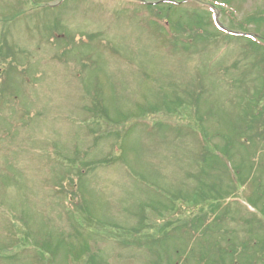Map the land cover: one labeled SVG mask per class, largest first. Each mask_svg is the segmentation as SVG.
<instances>
[{
    "label": "rangeland",
    "instance_id": "1",
    "mask_svg": "<svg viewBox=\"0 0 264 264\" xmlns=\"http://www.w3.org/2000/svg\"><path fill=\"white\" fill-rule=\"evenodd\" d=\"M24 1L28 6L0 0V42L10 65L0 57V254L6 257L0 264H39L37 244L58 247L54 264H205L198 257L216 260L217 247L228 244L225 264L231 252L239 264H264V139L255 140L264 125L249 134L252 123L241 122L240 131L234 122L244 116L241 95L254 94L251 85L264 90V65L247 51L243 57L235 42L218 49L201 43L192 53L167 50L147 24H138L151 20L139 1ZM232 4L238 20L264 9V0ZM213 5L197 0L182 7L208 16ZM215 14L218 24L231 20ZM192 17L175 19L178 31L195 32ZM91 99L102 101L113 131L86 123ZM179 100L184 106L174 112ZM255 107L264 110V98ZM196 127L210 142L198 156L202 177L194 162L202 137ZM225 138L241 144L230 157L216 153ZM213 160L219 177L208 170ZM102 161L108 163L96 166ZM212 178L225 181L214 200L224 209L207 221L208 237L185 245L178 234H164L149 249L138 244L154 212L184 214L181 223L189 224L197 206H208ZM163 190L169 200L190 202L167 204ZM222 212L228 217L217 226Z\"/></svg>",
    "mask_w": 264,
    "mask_h": 264
},
{
    "label": "trees",
    "instance_id": "2",
    "mask_svg": "<svg viewBox=\"0 0 264 264\" xmlns=\"http://www.w3.org/2000/svg\"><path fill=\"white\" fill-rule=\"evenodd\" d=\"M134 1H139V0H134ZM142 1L145 2L146 0H142ZM173 2L174 0L172 1L171 0H157V1L151 0L149 4L147 5L142 2H141L142 3L141 6L136 4L139 7H143L145 11L147 12V15L150 16L151 18L150 21L142 18L138 24H141V23L147 24L148 27L150 28L149 33H151L152 37L156 38L155 39L156 41H159L160 45H165V44L171 45V43H174L175 44L174 49L176 48L179 50H186L188 49L187 46L189 44L192 45V43L194 46H198V47L199 45H201V43L203 46H206L207 44H211L212 46L215 47V46H219L218 45L219 43L229 44L231 42H235V43H239L238 45L242 47L243 57H246L247 55L246 51H247L250 56H253V58L256 60L258 64L262 63L264 65V51H263L261 44H259L258 42L260 39L264 41V38H263L264 32H260L259 30V28L261 27L264 28V9L257 13L253 12L251 14H248L246 17L242 18L241 20H238L236 18L237 16L236 14L239 12V10L235 5L232 4V0H213L214 2L213 8L217 9L218 13H220L221 15H227V16L228 14L230 15L229 18H231V20L229 21L227 25L229 27L225 26L224 23L222 22L220 23V25H223L227 29L229 34L222 33L219 30V28L216 27V24L214 23V20L212 19V16L210 15V13H208V16H206V13L197 15V14H189L187 11L181 10L180 14L183 13L182 14L183 17L188 16L190 17L189 19H195L192 17L194 15L197 18L196 23L194 25L195 32L186 33L187 32L186 30L184 32L178 31L179 21L178 20L174 21L175 19H179L182 21L181 18L183 17L176 15L177 10L180 9L179 5H181V3L177 4ZM230 6H232L233 8L230 9L229 8ZM140 13L143 14L142 12ZM173 16H176V18H173L171 20V17ZM0 44L2 45V46L0 45V57L2 56L5 57V55L2 54V51L4 49L3 48L4 43L0 42ZM258 77L261 78L259 74H258ZM86 100L88 101V98H86ZM101 104H102V101L100 102L98 99H93V100L91 99L90 107H88V110H87L89 111L91 116H89L90 119L86 120V123L89 124V122H91V125H95V124L99 125L100 122H103L105 130L108 132H111L113 131V127L109 125L108 123L109 118L107 117L106 109L104 108V105H101ZM152 112L153 111L149 109L148 111H144L141 114H143V116L146 117L147 115L150 116ZM115 129H119L121 131V134L123 133V130L121 128L118 127ZM118 135L119 134L117 132L116 136ZM119 139H121V135ZM119 147L121 150L122 145L119 146V142H118V145H117L118 150H119ZM107 163H108L107 161H102V162L96 163V166L106 165ZM85 168H89V166H85ZM202 170L203 168H201V170L198 171L200 177L205 176V175H201L203 174ZM81 171L82 170L78 169L79 176L83 175ZM212 179L214 180V182L212 183V185L209 184L207 188L209 209L208 208L202 209L198 213L192 212L189 217V220H190L189 224L181 223L183 222L181 219V215L184 217L185 216L184 214H179L175 216L173 215L172 217L171 215H169L168 217H164L159 212L158 213L154 212L151 215L153 216L152 218L147 217V224L145 225V228L147 230V235H144V232H142L143 235L142 236L140 235L141 238L138 240V244L146 247V249H149L154 243L156 244V242H160L164 234H167L168 237L178 234L179 235L178 237L185 245H187L188 243L187 242L188 238L191 239V241H197L199 238L206 237L208 234V229L210 227L206 225L207 221L209 222L211 220L212 216L215 215L216 211H222L224 209V207L220 206L218 202L214 201V200H217L218 197L220 196L218 194L219 193L218 190H220L222 187L221 181L220 179L218 180H216L215 178H212ZM201 188L198 191L195 190L194 195H193L194 201H196L195 197L201 198V195L203 194L201 193L202 192ZM160 206H163V205H161L160 203ZM171 208L172 207H170L169 210ZM146 209H150V207L148 206V208ZM173 213H175V211ZM173 217H174V220H172ZM215 217H219V218H216V221H214L215 225L218 226V225H221L220 223H223L225 217H228V215L225 212L223 213V215L215 216ZM140 222L142 223L146 222V219L140 218ZM141 230L144 231V229H136L133 231V233L139 234L141 233ZM24 246H25V242L23 241L21 243L20 248L23 249ZM228 246L229 244L226 245L225 247L223 245V248L226 251H229ZM223 248L222 246H219V248L217 247L216 253H217L218 259L216 260L212 259L210 260L211 261L210 262L208 257H198L199 262H206L205 264H225L223 260V258L225 257V251ZM17 249H19V246ZM57 250H58V247L55 249V252H54V251H51V248L49 247V245L43 244L42 246H39L38 244V247L36 249V254L34 255L35 261L38 262L39 264H54L51 256L56 255ZM150 251L152 252L153 250H150ZM181 252L183 254L184 250H181ZM190 252H191L190 254L192 255L191 250ZM236 254H237L236 252L235 253L231 252V254L228 257L229 260L227 264H239L238 262L234 261V258L235 259L237 258ZM0 257L6 258L5 253L3 254V251L0 254ZM260 258L261 256L259 257V259ZM256 259H254V261L256 263H259V259L258 260ZM172 263L175 264L176 262L173 261Z\"/></svg>",
    "mask_w": 264,
    "mask_h": 264
}]
</instances>
